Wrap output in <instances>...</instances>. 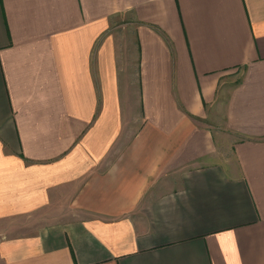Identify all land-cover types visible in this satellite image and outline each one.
<instances>
[{"label":"crops","instance_id":"obj_1","mask_svg":"<svg viewBox=\"0 0 264 264\" xmlns=\"http://www.w3.org/2000/svg\"><path fill=\"white\" fill-rule=\"evenodd\" d=\"M0 264H264V0H0Z\"/></svg>","mask_w":264,"mask_h":264},{"label":"rangeland","instance_id":"obj_2","mask_svg":"<svg viewBox=\"0 0 264 264\" xmlns=\"http://www.w3.org/2000/svg\"><path fill=\"white\" fill-rule=\"evenodd\" d=\"M240 78H241V74H238L237 76H236V75L233 76V78L231 79V80H233V81L231 82V84L237 82V80H239ZM211 125H213V124H211Z\"/></svg>","mask_w":264,"mask_h":264}]
</instances>
